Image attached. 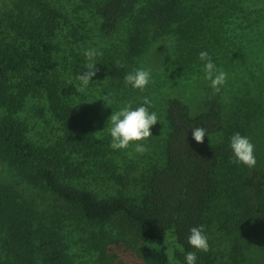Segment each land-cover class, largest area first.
Segmentation results:
<instances>
[{
	"label": "trees",
	"instance_id": "obj_1",
	"mask_svg": "<svg viewBox=\"0 0 264 264\" xmlns=\"http://www.w3.org/2000/svg\"><path fill=\"white\" fill-rule=\"evenodd\" d=\"M88 20L104 34L127 29L128 54L120 58L122 66L108 69L118 77V88H131L125 75L164 38L173 41L176 59L184 58L185 74L195 73L201 80L197 100L179 94L167 101L165 158L141 187L121 172L111 138L96 137L87 114L72 104L75 84L59 70L65 67L68 43H79L90 32ZM255 28L264 45V0H0V166L9 173L0 177V234L8 264L76 262L6 179L48 190L77 207L89 223L124 216L150 264H174L168 232L181 246L175 252L177 264H185L187 251L196 252V264H217L213 251H199L187 242L190 228L200 225L205 233L214 225L229 238L227 264H250L253 246L264 251L262 155L254 152L256 165L248 168L230 161L229 146L230 137L240 132L264 152V56H243L240 47L247 41L244 49L253 48ZM201 51L218 68L227 56L243 59L238 69L226 71L220 93L214 94L204 79ZM31 100L45 101L59 124L62 136L56 143L28 138L30 128L22 115ZM193 127L206 129L203 143L192 138ZM97 174L119 189L100 199L70 184Z\"/></svg>",
	"mask_w": 264,
	"mask_h": 264
},
{
	"label": "rangeland",
	"instance_id": "obj_2",
	"mask_svg": "<svg viewBox=\"0 0 264 264\" xmlns=\"http://www.w3.org/2000/svg\"><path fill=\"white\" fill-rule=\"evenodd\" d=\"M87 30L83 41L79 43H68L64 56L65 67L60 68L62 78L68 83L75 84L77 94L72 96L71 102L78 110L87 114L91 130L96 137L107 138L110 134L107 130V121L113 111H118L126 104H131L135 109L143 105V98L148 97L152 106L143 105L149 111L156 112L158 123L151 129L152 136L142 141L147 146V152L139 154L134 151L135 143L130 144L127 149L118 151V162L121 172H127L132 178L133 185L143 186L149 173L153 168L163 163L164 144L166 138V122L164 112L167 101L173 100L182 94L194 99L195 93L199 92L198 75L195 73L185 74L181 67L184 58L176 59L173 49V41L162 39L153 43L150 48L142 54L137 68L151 69V81L143 91L131 86L128 90L118 88L113 78L108 74L112 64L122 62L125 54H128L127 29L121 28L111 34L102 33L95 21L88 20ZM254 41L251 50L244 49L243 41L240 44L241 54H252L254 57L264 56V45L260 38V28H255L252 33ZM94 48L102 52L97 56L94 63L97 64L99 72L87 88L80 92V82L76 79L82 73L87 62L83 52L86 49ZM223 56V55H221ZM224 57V56H223ZM127 58V57H126ZM243 59L236 56H227L220 63V68L225 71L236 70L242 65ZM78 72V73H77ZM204 72V71H203ZM200 73V72H198ZM186 75V76H184ZM210 82V81H208ZM209 86V84H208ZM207 84L204 88H208ZM182 91V93H180ZM110 94L111 105H105L102 100L105 95ZM197 100V97H195ZM22 117L26 119L30 128L28 138L35 143L50 145L56 143L62 136L59 124L48 112L47 104L43 100H31L27 103ZM111 138V137H110ZM254 144V143H253ZM255 146V145H254ZM256 156H261V166L264 165V152L254 149ZM263 167V166H262ZM9 173L0 166V177ZM1 180V179H0ZM13 183L14 191L21 194L22 198L28 201L36 211L37 219H42L46 230H54L58 238L66 247L67 253L73 258L76 264H150L144 257L141 244L137 242L133 231V224L124 216H117L107 223H89L80 214L77 207L66 204L46 189L29 187L21 181ZM74 187L82 190H89L104 199L113 195L119 188L113 181L97 174L84 179L70 182ZM209 243V250L213 251L217 264H227L230 259L231 245L225 233L220 232L214 225L206 229ZM0 234V264H8V250ZM167 243L169 254L174 264H177L175 252L181 250L173 233L168 232ZM90 249L97 250V254L91 256ZM250 264H264V251L258 246H253L248 253ZM21 258L25 256L21 253ZM75 258V259H74ZM115 260V261H114Z\"/></svg>",
	"mask_w": 264,
	"mask_h": 264
},
{
	"label": "clouds",
	"instance_id": "obj_3",
	"mask_svg": "<svg viewBox=\"0 0 264 264\" xmlns=\"http://www.w3.org/2000/svg\"><path fill=\"white\" fill-rule=\"evenodd\" d=\"M83 55L87 61L84 65L85 70L76 77L80 82V87L77 89L80 92H83L87 88L92 78L99 72L97 64L94 61L97 56H102L103 53L97 49L89 48L83 52ZM199 59L203 62L204 79L210 81L214 94L220 93L221 88L226 84L228 78L227 72L216 66L207 51H201ZM117 66L122 65L117 62ZM124 81L125 84L143 91L151 81V69L137 68L127 73ZM102 100L106 106L112 103L110 94L105 95ZM143 105L152 106V101L148 97H144ZM143 105L133 109L129 103L118 111H113L109 116L107 130L111 137L110 146L112 149H127L130 144L135 143L134 151L136 153L144 154L147 152V146L141 142L146 141L153 135L151 129L158 123V116L156 112H150L149 108ZM191 129L192 138L195 142L198 144L203 143L205 136H207L206 129L203 127H193ZM229 146L233 154L230 157L232 163L243 164L248 168L255 167V146L247 136L242 135L240 132H235L230 137ZM187 242L192 248L199 251H209L208 236L205 233L203 225L190 228ZM196 260V252L187 251L185 253V264H196Z\"/></svg>",
	"mask_w": 264,
	"mask_h": 264
}]
</instances>
